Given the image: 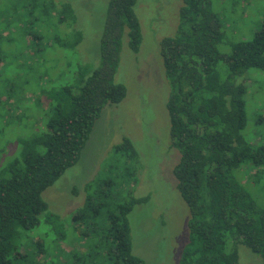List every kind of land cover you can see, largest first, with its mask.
<instances>
[{"label": "trees", "instance_id": "trees-1", "mask_svg": "<svg viewBox=\"0 0 264 264\" xmlns=\"http://www.w3.org/2000/svg\"><path fill=\"white\" fill-rule=\"evenodd\" d=\"M135 2L108 1L99 55L89 62L75 54L82 34L69 3L0 0V68L17 41L23 69L0 87V156L2 145L12 149L0 162V264H37L40 255L44 264H150L132 252L128 215L148 196L124 188L136 180L138 164L129 139L115 145L122 158L110 178L84 187L71 229L42 198L77 162L105 105L125 96L114 75L124 30L133 52L141 42ZM182 2L176 33L160 43L169 131L179 152L173 175L189 213L177 264H239L238 243L264 264V209L239 177L245 165L264 167V144L252 146L244 133L251 97L242 82L249 69L264 72V20L250 39L237 40L211 0ZM13 107L21 114L11 117ZM35 110L36 122L29 119ZM18 121L35 127L27 134L16 127L8 137ZM70 234L80 247L67 252L61 243Z\"/></svg>", "mask_w": 264, "mask_h": 264}, {"label": "rangeland", "instance_id": "rangeland-1", "mask_svg": "<svg viewBox=\"0 0 264 264\" xmlns=\"http://www.w3.org/2000/svg\"><path fill=\"white\" fill-rule=\"evenodd\" d=\"M52 1L72 6L75 28L82 34L75 54L80 61L93 62L99 55V39L109 0ZM211 1L215 11L224 17L227 32L233 36L236 33L237 40L250 39L258 23L264 20V0ZM182 3V0H136L133 9L140 27L141 42L137 52H133L129 47L127 30H124L114 75V81L124 85L125 96L117 104L105 105L77 162L42 193L48 209L58 214L71 229V216L82 208L85 200L84 187L88 184L94 190L99 181L110 178L122 158L115 152V145L124 138L129 139L137 152L138 164L135 167L136 180L125 183L124 188L132 189L135 197L148 196L146 203L136 205L128 215L132 252L150 264H177L188 240L189 213L173 175L179 152L172 144L169 131L166 101L170 88L160 54L162 39L176 33ZM67 31L69 29L66 28L64 32ZM18 46L15 41L13 47L7 49L5 65L0 68V87L16 73L23 72L22 66L17 64L20 56ZM24 64L26 68L27 64ZM242 82L251 93L247 95L251 99L246 104L244 133L248 142L257 147L264 144V72L249 69ZM20 114L21 110L13 107L9 115L15 117ZM39 114L40 111L35 110L29 119L35 116L34 121H39ZM35 122L21 125L18 121L11 127L12 131L8 130L9 127L5 134L11 137L19 126H23L19 129L27 134L26 130L34 129ZM2 146L4 152L0 162L12 152L10 147ZM245 166L239 171V177L255 203L264 209V167ZM73 235L61 243L63 250L79 249ZM36 240V237L31 239L33 242ZM235 249L239 264H262L261 258L245 245L238 243ZM20 250L24 254L25 248ZM45 259L38 256L37 264H44Z\"/></svg>", "mask_w": 264, "mask_h": 264}]
</instances>
